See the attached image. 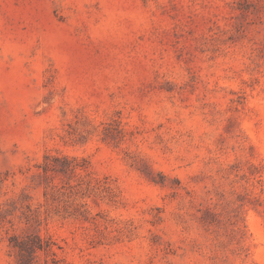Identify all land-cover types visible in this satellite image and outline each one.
<instances>
[{
	"label": "rangeland",
	"instance_id": "obj_1",
	"mask_svg": "<svg viewBox=\"0 0 264 264\" xmlns=\"http://www.w3.org/2000/svg\"><path fill=\"white\" fill-rule=\"evenodd\" d=\"M12 236L264 264V0H0V264Z\"/></svg>",
	"mask_w": 264,
	"mask_h": 264
},
{
	"label": "trees",
	"instance_id": "obj_2",
	"mask_svg": "<svg viewBox=\"0 0 264 264\" xmlns=\"http://www.w3.org/2000/svg\"><path fill=\"white\" fill-rule=\"evenodd\" d=\"M33 238V237H32ZM36 240L32 243L26 240H17L15 236L11 237V245L17 252L18 264H32L33 253L37 249H42L43 245L39 242L38 237H34ZM32 240V239H31Z\"/></svg>",
	"mask_w": 264,
	"mask_h": 264
}]
</instances>
